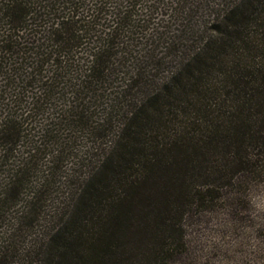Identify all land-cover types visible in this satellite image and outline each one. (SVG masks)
Masks as SVG:
<instances>
[{"label": "trees", "instance_id": "1", "mask_svg": "<svg viewBox=\"0 0 264 264\" xmlns=\"http://www.w3.org/2000/svg\"><path fill=\"white\" fill-rule=\"evenodd\" d=\"M0 179V264H164L264 182V0H0Z\"/></svg>", "mask_w": 264, "mask_h": 264}, {"label": "rangeland", "instance_id": "2", "mask_svg": "<svg viewBox=\"0 0 264 264\" xmlns=\"http://www.w3.org/2000/svg\"><path fill=\"white\" fill-rule=\"evenodd\" d=\"M156 73L158 77L165 74L162 69ZM78 145V150H85V144L79 142L76 143ZM73 161L70 158L66 165L71 166ZM40 177V173L33 177V183L40 181ZM33 190L26 189L20 194L19 202L8 210L6 220L9 223L3 222L0 230L9 229L14 220L10 218L16 210L23 209ZM64 196V190L60 188L44 194L39 220L35 228L26 230L20 249L29 244L35 231H42V226L48 221L43 216H52L54 207L62 202ZM184 225L183 248L173 252L164 264H264V182L252 180L241 194L225 193L207 209H192L186 215ZM15 261L11 264H16Z\"/></svg>", "mask_w": 264, "mask_h": 264}]
</instances>
